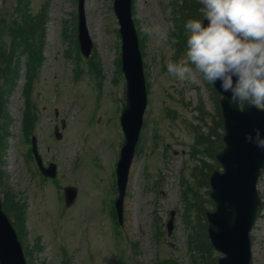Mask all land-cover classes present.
Wrapping results in <instances>:
<instances>
[{
  "label": "rangeland",
  "instance_id": "1",
  "mask_svg": "<svg viewBox=\"0 0 264 264\" xmlns=\"http://www.w3.org/2000/svg\"><path fill=\"white\" fill-rule=\"evenodd\" d=\"M24 1L0 0V90H5L0 97L10 116L4 124L0 114V130L6 127L9 132L0 138V192L3 201L25 205L19 229L29 264H217L213 260L220 254L207 249L210 241L203 212L214 208L205 174L219 163L206 147L215 144L214 150L220 149L219 95L198 77L183 82L167 72V64L178 60L184 50L182 46L176 51L177 45L170 46V40L177 39L172 35L178 28L173 12L186 0H134L133 18L137 29L145 33L142 54L148 106L130 170L123 224L112 211L118 194L116 165L124 143L120 116L126 102L113 0H85L94 45L89 57L80 53L75 42L77 0H29L33 14L43 10L46 33L35 39L43 62L31 86L37 115L29 138L22 131L29 53L17 59L14 45L18 40L11 32L13 27L20 31L26 23H19L23 15L15 13ZM194 1L198 4L193 18H198L201 5ZM154 23L167 35L150 36L145 29ZM26 35L20 47L32 50L29 44L34 40L27 41ZM89 58L98 63L95 70ZM5 65L10 71L20 69L11 89L2 74ZM57 124L60 139L54 135ZM32 134L38 136L44 160L58 163L55 180H44L29 156ZM67 184H77L80 192L70 207L62 201ZM189 185L193 190L186 199ZM259 191L262 205L252 230V264H264V172ZM170 210L176 214L173 234L168 237L165 223ZM194 235L201 236L203 260V249Z\"/></svg>",
  "mask_w": 264,
  "mask_h": 264
},
{
  "label": "water",
  "instance_id": "2",
  "mask_svg": "<svg viewBox=\"0 0 264 264\" xmlns=\"http://www.w3.org/2000/svg\"><path fill=\"white\" fill-rule=\"evenodd\" d=\"M132 0H115L114 8L120 22L123 38V70L127 78V105L122 114V125L127 141L122 149L118 166L120 197L117 201L122 219L123 198L128 173L133 159L136 143L147 105V91L143 73V63L138 35L132 19ZM80 41L83 51L89 55L92 50L91 39L86 27L84 0H80ZM219 89V85L217 84ZM224 116V141L226 146L217 154L224 171H214L211 176V196L216 201V210L208 212L209 234L215 247L225 256L219 258L220 264H250V230L254 224L261 199L258 195L257 181L264 167V149L248 141L247 133L255 129L264 130V109L251 106L237 107L225 95L221 98ZM36 149V146H34ZM40 162V157L37 156ZM47 171L54 175V166ZM76 188L67 187L68 204L76 197ZM174 211L167 223L171 233ZM0 263L26 264L22 246L0 201Z\"/></svg>",
  "mask_w": 264,
  "mask_h": 264
},
{
  "label": "clouds",
  "instance_id": "3",
  "mask_svg": "<svg viewBox=\"0 0 264 264\" xmlns=\"http://www.w3.org/2000/svg\"><path fill=\"white\" fill-rule=\"evenodd\" d=\"M200 16L184 24V50L167 64L178 81L197 77L219 85L221 94L237 107L264 109V0H199ZM145 31L166 36L154 23ZM177 43L173 37L170 46ZM245 138L264 149V130Z\"/></svg>",
  "mask_w": 264,
  "mask_h": 264
},
{
  "label": "trees",
  "instance_id": "4",
  "mask_svg": "<svg viewBox=\"0 0 264 264\" xmlns=\"http://www.w3.org/2000/svg\"><path fill=\"white\" fill-rule=\"evenodd\" d=\"M21 2H23V1H21ZM24 4H26L25 2H24ZM23 4V6H22V9H21V11H20V13L23 15V20H21L19 23H23V21L25 20V22L26 23H23L22 24V26H21V28H20V32H21V34L23 35L26 31L27 32H30L31 31V27L33 26V28H35V23H34V18L30 15V13L28 12V9H27V7H24L25 5ZM28 23H30V28H27L28 27ZM24 24H26V26H24ZM38 25H36V27H37ZM13 28H15V27H13ZM18 30V29H17ZM19 31V30H18ZM32 31H34V30H32ZM13 34H16V31H13ZM23 40H24V38H22V41H18V43H17V45H14V51L16 52V50L18 49V46L19 45H21L22 44V42H23ZM37 49V48H36ZM41 52H40V50H38V51H36L35 53H34V51H32V53L29 55V61H31V66H30V72L32 71V69H33V66H32V62H35V65L36 66H38V64H40V62H41ZM14 57V55L10 58V59H8L7 60V63H10L11 62V59ZM7 68V67H6ZM14 70V69H13ZM7 73H9V72H7ZM8 77V80L10 81V83H12V80H13V78H12V75H8L7 76ZM0 106H1V102H0ZM219 125H220V123H219ZM212 135H216L215 133L214 134H212ZM218 138H219V140H220V137L218 136ZM214 145L211 147V149H210V147L209 146H207L206 147V149H207V151H210V153L212 154L213 152H214ZM13 204V203H12ZM12 204L8 201V203L6 202V207L8 208V210L9 211H11V212H13L14 211V207L12 206ZM17 219H18V216H17ZM199 219H200V217H199ZM201 220V219H200ZM208 247L209 248H211V246L210 245H208Z\"/></svg>",
  "mask_w": 264,
  "mask_h": 264
}]
</instances>
